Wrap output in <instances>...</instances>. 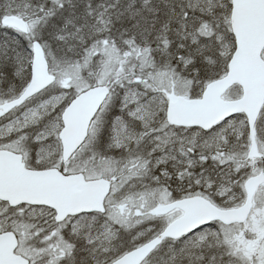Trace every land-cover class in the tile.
<instances>
[{
  "label": "snow or ice",
  "instance_id": "obj_1",
  "mask_svg": "<svg viewBox=\"0 0 264 264\" xmlns=\"http://www.w3.org/2000/svg\"><path fill=\"white\" fill-rule=\"evenodd\" d=\"M0 264H264V0H0Z\"/></svg>",
  "mask_w": 264,
  "mask_h": 264
}]
</instances>
